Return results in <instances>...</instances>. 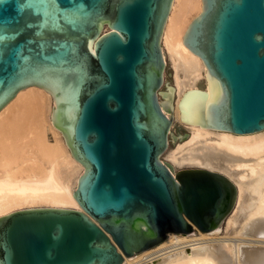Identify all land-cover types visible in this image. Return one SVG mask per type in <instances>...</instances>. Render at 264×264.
<instances>
[{"label":"water","instance_id":"water-1","mask_svg":"<svg viewBox=\"0 0 264 264\" xmlns=\"http://www.w3.org/2000/svg\"><path fill=\"white\" fill-rule=\"evenodd\" d=\"M172 3L0 0V35L33 23L4 42L0 109L26 87L49 91L52 123L84 166L73 192L80 209L34 207L0 216V264H121L169 233L209 232L231 212L232 180L202 167L176 169L162 158L174 122V87L161 90ZM202 3L183 43L207 67L211 98L206 106L208 92L187 91L181 119L260 131L264 0ZM42 41L47 59L30 70L25 57H34Z\"/></svg>","mask_w":264,"mask_h":264},{"label":"bare ground","instance_id":"bare-ground-1","mask_svg":"<svg viewBox=\"0 0 264 264\" xmlns=\"http://www.w3.org/2000/svg\"><path fill=\"white\" fill-rule=\"evenodd\" d=\"M202 7V0H173L162 35L163 55L173 70L176 115L187 131L178 132L181 141L167 158L174 167L207 168L233 181L236 201L223 224L234 237L220 236V226L209 232L194 227L188 234L169 233L121 264H264V129L235 133L181 119L179 104L187 91L208 92L206 106L211 98L207 67L183 43ZM53 106L49 91L29 86L0 109V216L34 207L80 209L73 192L84 166L53 125ZM170 137L177 139L172 128Z\"/></svg>","mask_w":264,"mask_h":264},{"label":"rangeland","instance_id":"rangeland-1","mask_svg":"<svg viewBox=\"0 0 264 264\" xmlns=\"http://www.w3.org/2000/svg\"><path fill=\"white\" fill-rule=\"evenodd\" d=\"M107 27L105 26L104 30H106ZM164 83H163V86L161 87V90L163 91H166L168 90V86H173V70H172V67L169 63H166V68H165V72H164ZM204 85V83H200V86L202 87ZM175 96L173 98V117H174V122H173V125H172V129H173V132L175 133L177 139L175 140H172L170 141V145H169V148L167 149V151L162 155V158L169 161L168 158H167V153L170 149L174 148L180 141L181 139L179 138L178 136V132L181 131L182 133H185L187 132L186 131V128H183L182 124L180 123V121L178 120L177 118V115H176V105H175ZM182 126V127H181ZM184 129V130H183ZM170 162V161H169ZM187 167H191V166H182V167H175L176 169H183V168H187ZM235 201H236V198H235ZM235 204V202H234ZM224 221L221 222L219 224L221 230H220V236H227V237H234L233 234L231 233H226V227H224ZM196 228V227H195ZM199 230V229H198ZM200 231V230H199ZM192 232V231H191ZM191 232H188V233H191ZM187 233V234H188ZM168 238V237H167ZM260 245V244H258Z\"/></svg>","mask_w":264,"mask_h":264},{"label":"snow or ice","instance_id":"snow-or-ice-1","mask_svg":"<svg viewBox=\"0 0 264 264\" xmlns=\"http://www.w3.org/2000/svg\"><path fill=\"white\" fill-rule=\"evenodd\" d=\"M21 12L24 11L23 8L20 9ZM33 27V23L32 22H26L23 27L13 30L10 33L4 34V35H0V54H2L5 50L6 47H8V45H6L4 42L5 41H14L19 35H21L23 33V31L25 29H31ZM37 35H41L40 33H37ZM38 47L40 48V51L37 52L35 54L34 57H25L26 60H30L31 63L29 65V69L30 70H35L38 69L42 66L43 61L47 59L46 56V49H47V42L46 41H42L41 44L38 45ZM169 194H170V189L168 190Z\"/></svg>","mask_w":264,"mask_h":264}]
</instances>
